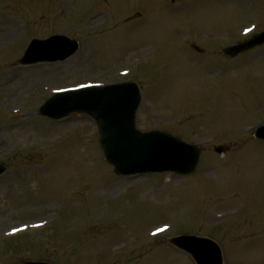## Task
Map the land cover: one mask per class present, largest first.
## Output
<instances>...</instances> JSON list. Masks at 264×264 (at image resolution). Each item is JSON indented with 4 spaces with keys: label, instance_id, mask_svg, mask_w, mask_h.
<instances>
[{
    "label": "rangeland",
    "instance_id": "rangeland-1",
    "mask_svg": "<svg viewBox=\"0 0 264 264\" xmlns=\"http://www.w3.org/2000/svg\"><path fill=\"white\" fill-rule=\"evenodd\" d=\"M261 30L264 0H0V264H196L168 241L187 235L216 240L225 264H264V45L223 55ZM59 34L74 55L18 62ZM129 80L137 129L207 144L194 174L118 175L93 118L40 113Z\"/></svg>",
    "mask_w": 264,
    "mask_h": 264
},
{
    "label": "water",
    "instance_id": "water-1",
    "mask_svg": "<svg viewBox=\"0 0 264 264\" xmlns=\"http://www.w3.org/2000/svg\"><path fill=\"white\" fill-rule=\"evenodd\" d=\"M59 43L64 44V47L56 48ZM263 43L264 32L226 49L224 53L236 56ZM77 49V42L65 36L34 40L21 63L63 60L73 55ZM141 98L138 85L130 82L104 88H87L54 96L43 107L42 113L53 118H62L72 112H85L93 116L100 127V140L106 158L116 167L117 173L130 175L174 171L191 174L199 162L201 149L168 133L154 131L143 134L137 131L135 113ZM257 137L264 138V127L258 130ZM5 170L0 165V174ZM170 242L190 253L197 264H223L221 248L210 239L184 236L173 238Z\"/></svg>",
    "mask_w": 264,
    "mask_h": 264
},
{
    "label": "bare ground",
    "instance_id": "bare-ground-1",
    "mask_svg": "<svg viewBox=\"0 0 264 264\" xmlns=\"http://www.w3.org/2000/svg\"><path fill=\"white\" fill-rule=\"evenodd\" d=\"M113 187H115V186H113Z\"/></svg>",
    "mask_w": 264,
    "mask_h": 264
}]
</instances>
